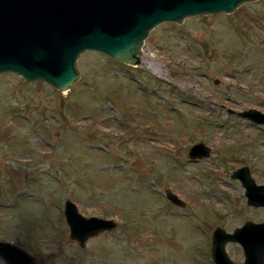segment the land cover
<instances>
[{"label":"rangeland","instance_id":"374dc122","mask_svg":"<svg viewBox=\"0 0 264 264\" xmlns=\"http://www.w3.org/2000/svg\"><path fill=\"white\" fill-rule=\"evenodd\" d=\"M139 56L86 52L67 92L0 74V241L35 264H213L209 233L264 219L231 177L246 166L264 185L262 127L220 108L264 113V0L162 23ZM198 142L210 157L189 160ZM67 199L117 228L79 248Z\"/></svg>","mask_w":264,"mask_h":264},{"label":"water","instance_id":"95a60500","mask_svg":"<svg viewBox=\"0 0 264 264\" xmlns=\"http://www.w3.org/2000/svg\"><path fill=\"white\" fill-rule=\"evenodd\" d=\"M257 0H0V74L14 73L27 83L42 82L67 92L80 78L76 63L81 55L94 52L127 66L141 63L142 48L149 32L162 23L182 24L188 17L231 14L241 5ZM228 114L264 127V113L257 109ZM204 143L188 150L189 160L210 157ZM231 177L244 188L246 204L264 208V185H258L246 166ZM172 205L186 203L171 190L164 191ZM63 217L68 238L79 248L99 235L117 228L114 219L86 217L67 199ZM228 242H237L244 253L243 264H264V222L246 221L230 235L217 228L212 236L214 264L233 263L224 251ZM0 258L6 264H35L23 249L0 241Z\"/></svg>","mask_w":264,"mask_h":264},{"label":"flooded vegetation","instance_id":"af4514ba","mask_svg":"<svg viewBox=\"0 0 264 264\" xmlns=\"http://www.w3.org/2000/svg\"><path fill=\"white\" fill-rule=\"evenodd\" d=\"M261 127V126H260ZM259 133H263L262 135L264 136V127H262V129H260L259 130ZM203 159H208V158H203ZM200 160H202V159H200ZM196 161H198V160H196ZM243 167V166H242ZM249 173H250V171H249ZM250 176H251V173H250ZM252 177V176H251ZM253 178V177H252ZM254 179V178H253ZM255 181V180H254ZM256 183V182H255ZM259 185V184H258ZM254 209H260V210H264V208L263 207H259V208H254ZM247 221H249V220H247ZM264 221V219L263 220H261V221H259V222H255V223H262ZM246 222V221H245ZM244 222V223H245ZM254 223V222H253ZM241 226H239V227H236V228H240ZM217 228H220V229H223V228H221V227H216L213 231H212V233L210 234L209 233V235L207 236L208 237V240L206 241L208 244H210V260L212 261V263H213V260H212V258H211V242H212V236H213V233H214V231L217 229ZM236 228H234V229H232V231H229V232H227L225 229H223L224 231H225V234H228V235H230V234H232L233 232H234V230L236 229ZM102 235H106V234H102ZM237 242H228V243H226L225 245H224V251H225V253H226V255H227V257L233 262V263H236V264H243L244 263V260H245V257H244V253H243V249H242V247H241V245L239 244V243H237L238 245H239V248L241 249V252H242V257H240V258H238L236 261L235 260H233L234 259V257H232V255H231V253L230 252H228V251H226V249H227V247L228 246H232V245H234V244H236ZM233 258V259H232ZM214 264V263H213Z\"/></svg>","mask_w":264,"mask_h":264},{"label":"bare ground","instance_id":"6f19581e","mask_svg":"<svg viewBox=\"0 0 264 264\" xmlns=\"http://www.w3.org/2000/svg\"><path fill=\"white\" fill-rule=\"evenodd\" d=\"M141 62H142V58H141ZM149 68L151 69V70H158L159 71V68L157 67V66H155V65H149Z\"/></svg>","mask_w":264,"mask_h":264}]
</instances>
